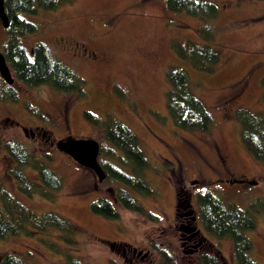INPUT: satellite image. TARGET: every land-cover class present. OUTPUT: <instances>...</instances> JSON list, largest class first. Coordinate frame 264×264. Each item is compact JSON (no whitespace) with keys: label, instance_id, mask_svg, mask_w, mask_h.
I'll use <instances>...</instances> for the list:
<instances>
[{"label":"rangeland","instance_id":"374dc122","mask_svg":"<svg viewBox=\"0 0 264 264\" xmlns=\"http://www.w3.org/2000/svg\"><path fill=\"white\" fill-rule=\"evenodd\" d=\"M208 1L218 10L208 22L214 31L209 42L200 36L203 20L169 11L166 0H71L55 10L25 16L36 31L22 37L23 45L30 49L45 43L53 58L85 79V95L28 86L11 69L18 100H0V138L25 146L54 170L62 187L45 188L51 199L21 193L10 173L14 160L2 148L0 182L34 212L53 211L69 220L75 233L73 243L56 229L0 239V257L13 252L26 264H68V257L82 264H160L167 253L174 264H202L199 256L185 251L176 226L179 178L203 236L216 245L223 264H238L230 237L217 239L204 231L197 196L209 191L241 209L264 199V162L244 146L235 118L239 108L264 114V0ZM7 35L0 21V52ZM174 41L213 47L219 55L215 70L194 69L177 56ZM170 65L186 71L190 89L212 116L208 132L184 130L173 123L166 106ZM28 105L43 116L33 114ZM85 111L99 119L110 116L138 137L148 162L144 178L153 195L131 194L146 213L123 209L116 194L127 189L124 184L108 176L100 181L94 171L59 149L58 143L68 138H92L101 145V165L111 162L129 172L120 160L113 162L112 156L121 159L119 151L100 128L87 122ZM25 172L39 182L36 171ZM101 197L116 206L120 219L93 213L91 204ZM257 220L255 229L247 231L253 244L250 256L264 264V217Z\"/></svg>","mask_w":264,"mask_h":264},{"label":"trees","instance_id":"16d2710c","mask_svg":"<svg viewBox=\"0 0 264 264\" xmlns=\"http://www.w3.org/2000/svg\"><path fill=\"white\" fill-rule=\"evenodd\" d=\"M71 0H4L5 10L10 19L9 27L5 28L8 39L3 53L6 60L20 82L31 86H51L61 92H79L85 95L83 88L85 79L63 61L53 58L48 46L39 42L27 49L22 43L25 34L34 33L36 26L25 16L36 15L40 9L55 10ZM166 7L174 13H186L204 21L200 29V36L209 42L214 38V31L209 21L217 16V6L208 0H166ZM207 22V23H206ZM172 48L177 56L188 61L191 66L202 72L211 73L219 63L217 51L208 44L188 41L184 44L174 41ZM168 89L166 91V106L175 126L188 131L208 132L212 125V116L203 102L192 92L188 84V76L184 69L170 65L166 71ZM14 84V83H13ZM0 75V100H18V94ZM29 110L36 116L42 113L28 105ZM84 117L92 126L100 128L105 139L119 151L120 158L112 156L113 162L120 160L121 167L108 162L103 163L107 176L121 182L127 188L119 189L116 198L123 209L136 213H146V209L136 199L135 192L140 195H153L144 178V171L148 168L138 137L125 125L112 117L97 118L89 111ZM235 118L240 127V138L251 153L252 157L264 162V114L254 113L246 108L236 110ZM0 148L14 160V167L10 170L15 178L18 190L28 197L35 194L51 199L52 191L62 187V181L53 169L41 162L25 146L15 141H2ZM121 152V153H120ZM122 154V156H121ZM26 169L37 172L39 182H34ZM177 208L180 212L185 209V219L192 221L193 209L188 193L181 188V181L176 180ZM43 188H41V187ZM180 186V187H179ZM197 206L200 221L206 233L217 239L230 237L233 242L234 254L238 264H259L251 258L250 251L253 244L247 231L255 229L257 216L264 217V199L253 201L248 209H241L235 204H225L215 194L206 191L197 196ZM93 213L113 219H120V212L108 199L101 197L92 202ZM56 229L62 232L64 240L73 243L75 233L73 224L60 214L48 211L38 214L22 204L12 193L5 189L0 182V239L6 240L31 232H46ZM112 247L122 246L109 243ZM160 264H174L173 256L163 253ZM202 264H223L218 256H200ZM0 264H26L13 252H4L0 257ZM68 264H82L74 257H68Z\"/></svg>","mask_w":264,"mask_h":264},{"label":"water","instance_id":"95a60500","mask_svg":"<svg viewBox=\"0 0 264 264\" xmlns=\"http://www.w3.org/2000/svg\"><path fill=\"white\" fill-rule=\"evenodd\" d=\"M4 0H0V20L3 27L10 25L9 16L5 10ZM0 75L8 83L13 84L15 78L3 52H0ZM59 149L71 156L78 164L95 172L103 181L107 173L99 162L100 143L92 138H68L58 143Z\"/></svg>","mask_w":264,"mask_h":264},{"label":"flooded vegetation","instance_id":"af4514ba","mask_svg":"<svg viewBox=\"0 0 264 264\" xmlns=\"http://www.w3.org/2000/svg\"><path fill=\"white\" fill-rule=\"evenodd\" d=\"M181 209L178 212L179 209L176 207V218L180 221V223H176V226L182 231L181 235L183 237L185 251L189 252V256H218V253L215 252L216 245L208 242L206 237L203 236L201 229L197 227L196 217H192V221L186 220L185 215L187 212L182 207Z\"/></svg>","mask_w":264,"mask_h":264}]
</instances>
